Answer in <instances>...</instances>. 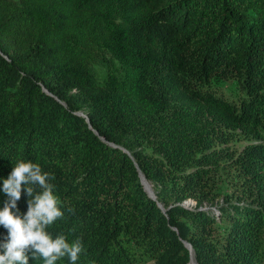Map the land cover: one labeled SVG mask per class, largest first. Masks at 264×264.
Masks as SVG:
<instances>
[{
	"label": "trees",
	"instance_id": "16d2710c",
	"mask_svg": "<svg viewBox=\"0 0 264 264\" xmlns=\"http://www.w3.org/2000/svg\"><path fill=\"white\" fill-rule=\"evenodd\" d=\"M18 160L77 264H264V0H0V209Z\"/></svg>",
	"mask_w": 264,
	"mask_h": 264
},
{
	"label": "clouds",
	"instance_id": "9594fccd",
	"mask_svg": "<svg viewBox=\"0 0 264 264\" xmlns=\"http://www.w3.org/2000/svg\"><path fill=\"white\" fill-rule=\"evenodd\" d=\"M51 178L38 163L18 160L3 180L2 191L8 199L0 209V225L7 236L0 242V264H29V253L35 260L42 259L43 264H57L62 258L77 264L80 259L84 249L81 238L69 241L63 234L53 237L47 231L64 215ZM22 189L30 197L23 214L17 207Z\"/></svg>",
	"mask_w": 264,
	"mask_h": 264
},
{
	"label": "rangeland",
	"instance_id": "374dc122",
	"mask_svg": "<svg viewBox=\"0 0 264 264\" xmlns=\"http://www.w3.org/2000/svg\"><path fill=\"white\" fill-rule=\"evenodd\" d=\"M217 86L218 90L222 91L229 97H237L241 94V90L236 80H234L233 78L221 79L217 82ZM245 143L246 141H238L236 144L243 146ZM234 182L235 179L233 173H223L222 189L220 191L221 196L219 197V200H222L224 196L231 195L234 192ZM187 205H189V203Z\"/></svg>",
	"mask_w": 264,
	"mask_h": 264
},
{
	"label": "water",
	"instance_id": "95a60500",
	"mask_svg": "<svg viewBox=\"0 0 264 264\" xmlns=\"http://www.w3.org/2000/svg\"><path fill=\"white\" fill-rule=\"evenodd\" d=\"M141 181H142V183L145 185V188H146V190L148 191L149 195H150L151 197H153L154 199H156L157 196H156L154 190L152 189V190L149 191V190L147 189V185H150V186H151V184L146 180V178H145V176H144L143 174H141ZM160 206L162 207V205H160ZM185 244H186L187 247H189V248L191 249V245H190L189 242L185 241ZM191 250H192V249H191ZM192 252H193V250H192Z\"/></svg>",
	"mask_w": 264,
	"mask_h": 264
},
{
	"label": "built area",
	"instance_id": "2783aa9c",
	"mask_svg": "<svg viewBox=\"0 0 264 264\" xmlns=\"http://www.w3.org/2000/svg\"><path fill=\"white\" fill-rule=\"evenodd\" d=\"M188 203H189V205H187ZM182 204L186 205L190 208L196 207L198 205L197 201H195L193 199H187ZM207 205H208L207 203H203L200 205V207H206Z\"/></svg>",
	"mask_w": 264,
	"mask_h": 264
},
{
	"label": "bare ground",
	"instance_id": "6f19581e",
	"mask_svg": "<svg viewBox=\"0 0 264 264\" xmlns=\"http://www.w3.org/2000/svg\"><path fill=\"white\" fill-rule=\"evenodd\" d=\"M147 189L150 191L152 190L151 186L150 185H147Z\"/></svg>",
	"mask_w": 264,
	"mask_h": 264
}]
</instances>
